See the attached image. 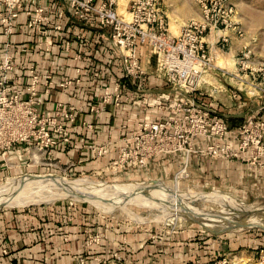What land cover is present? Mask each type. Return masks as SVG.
I'll return each instance as SVG.
<instances>
[{"label": "built area", "instance_id": "2783aa9c", "mask_svg": "<svg viewBox=\"0 0 264 264\" xmlns=\"http://www.w3.org/2000/svg\"><path fill=\"white\" fill-rule=\"evenodd\" d=\"M200 9V19L184 23L179 32L170 30L169 18L161 0H127L126 16L118 12V0H58L57 21L52 22L48 6L42 0H0V35L3 47L0 53V158L7 163L9 152L23 150L33 160H48L54 167L49 152L58 144L68 150L71 146V129L75 126L81 109L67 108L62 101H55L52 111L41 110L42 96L53 88L64 90L81 84V69H75V77L55 79L52 73L40 74L36 62L27 65L25 72H16L12 36L17 19L22 12L26 17L24 28L35 36L36 45L51 52L54 33L62 30L66 9L82 24L96 23L103 30L108 42L118 56L121 71L108 81L96 101L85 104L91 113H98L102 105L118 108L122 104L136 105L146 110L150 106L147 80V64L154 63L156 75L167 90L154 95V107L169 111L159 120H139L130 134L118 139V151L108 166L93 173H120L144 169L150 159L161 154L183 152L239 161L264 168V55L256 59L252 46L243 45L235 56V69L230 71L215 64L212 45L221 50L228 47L230 35L242 36V29L234 19V5L227 0H195ZM215 33L216 40L207 38ZM82 31L75 33L81 38ZM69 39L64 41L66 51ZM145 49V60L139 54ZM26 53V44L15 48ZM82 59L81 53L74 55ZM96 71V70H95ZM12 74V75H11ZM229 76L244 85V92L259 107L235 126L220 115L217 107H209L205 96L220 87L210 84V79ZM240 92L242 89L237 87ZM232 98L238 94L229 91ZM262 102V104H260ZM80 126L92 130L94 124L82 120ZM123 130L127 124L121 125ZM84 148L96 157H106L109 144L91 140ZM38 154V158L32 155ZM22 158V157H20ZM19 158V159H20ZM46 163V162H45ZM1 165V164H0ZM10 166H17L16 164ZM183 174V167L174 175ZM76 264H87L81 256H75Z\"/></svg>", "mask_w": 264, "mask_h": 264}, {"label": "rangeland", "instance_id": "374dc122", "mask_svg": "<svg viewBox=\"0 0 264 264\" xmlns=\"http://www.w3.org/2000/svg\"><path fill=\"white\" fill-rule=\"evenodd\" d=\"M227 1L234 5V19L243 31L237 38L242 39L243 45H251L255 58L260 59L264 55V0ZM126 2L118 0V12L125 16ZM161 2L169 23L176 21L173 23L176 26L169 25L174 34L187 21L200 19L195 0ZM235 56L225 49L219 50L215 53V64L234 71ZM210 84L225 93L232 90L238 94L229 108L232 113H244L242 117L257 113H254L259 107L257 100L244 92L240 82L224 76L210 79ZM237 101L245 104L238 106ZM32 155L38 158L35 151ZM21 156L8 160V166L0 158V188L14 178L58 175L75 188L90 189L97 195L93 200L90 197L72 200L58 196L52 185L40 184L34 189L38 193L34 203L0 206V213L56 204L76 208L77 215L79 211L88 215L83 251L75 255L86 262L264 264V188L248 185L244 191L222 189L213 183L196 181L198 175L189 177L187 170L186 178L180 181L181 173L174 180L167 171L160 178L151 169L148 174H136L141 168L123 174L73 172L68 167L64 171V166L56 169L47 164L48 160L35 161L26 152ZM13 164L17 166H10ZM127 171L131 174H124ZM246 216L256 219L242 225Z\"/></svg>", "mask_w": 264, "mask_h": 264}, {"label": "crops", "instance_id": "0c3cea01", "mask_svg": "<svg viewBox=\"0 0 264 264\" xmlns=\"http://www.w3.org/2000/svg\"><path fill=\"white\" fill-rule=\"evenodd\" d=\"M42 2L51 10L52 22L57 21L55 15L59 5L58 0H42ZM25 20L26 17L21 12L12 36L14 59L18 64L16 72H25L31 62L37 63L40 74L49 72L55 79L73 78L75 69L78 67L81 69L82 81L79 87L72 86L64 90L53 88L49 95L41 98V110L46 113L52 111L57 100L65 103L67 108L81 109L75 126L70 130V148L65 150L63 145L58 144L49 152L56 162L54 166L56 169L64 166V171L68 167L73 172L81 173L101 170L115 158L120 136L130 134L137 121L159 120L169 114V111L157 110L154 107V95L167 90L164 81L155 73L154 63L146 65L149 71L147 87L150 102L146 110L136 105L122 104L118 108L102 105L98 113L89 112L84 107L85 104L96 101L103 86L121 71L120 60L111 48L106 35L103 34V30L96 23L78 22L66 9L62 30L54 33L49 29L53 48L48 53L42 46L39 48L35 43V36L25 30ZM78 30L82 31L81 38H75ZM67 39L71 42L68 51L63 47ZM207 40L213 43L216 40L215 33ZM2 42L3 37L0 35V53ZM242 42V39L231 34L228 47L223 49L231 55L237 54L243 47ZM21 44L28 46L26 53H20L15 49ZM212 47L214 53L221 50L216 44ZM76 53H81L82 59H76L74 57ZM139 54L145 60V49L140 48ZM208 94L204 98L205 103L209 107H217L221 117L229 123H239L247 117H242L244 113L236 115L229 109L234 105L233 100H237L238 97L232 98L229 92L225 93L218 89ZM236 103L238 106L245 104L241 101ZM258 115L264 116V109L260 110ZM82 120L94 124L93 129L82 128L80 126ZM123 123L127 124L125 130L121 128ZM91 140L98 144H109V153L106 157L98 158L92 151L84 148V145ZM23 153V150L17 152L13 149L9 152L8 158L19 159ZM183 167L189 171V177L192 174L198 175L196 181L213 183L222 189L244 191L243 188L248 185L264 188V168L196 153L188 156L183 152L161 154L150 159L146 168L135 173L148 174L152 170L151 172H155L160 178L163 171H167L168 176L172 173L174 177ZM124 174L131 173L127 171ZM76 213V208L61 204L0 213V264H76L75 255L83 251V237L88 224V215H83L81 211L79 215Z\"/></svg>", "mask_w": 264, "mask_h": 264}, {"label": "bare ground", "instance_id": "6f19581e", "mask_svg": "<svg viewBox=\"0 0 264 264\" xmlns=\"http://www.w3.org/2000/svg\"><path fill=\"white\" fill-rule=\"evenodd\" d=\"M174 22L176 21L173 20L171 23H169V25L171 24L172 26H176L175 24L173 25ZM40 184H50L58 196L68 198L70 197L72 200H80L82 197H90V199L93 200L95 199L94 196L97 195L92 194L93 192H91L90 189L79 190L75 188L73 185L69 184L58 175H46L43 177H34L30 179L14 178L12 181L6 183L2 188H0V206L34 203L38 196V193L36 194L34 189ZM92 195L93 197H91ZM255 219L256 218L246 216L243 218L242 225H246Z\"/></svg>", "mask_w": 264, "mask_h": 264}, {"label": "trees", "instance_id": "16d2710c", "mask_svg": "<svg viewBox=\"0 0 264 264\" xmlns=\"http://www.w3.org/2000/svg\"><path fill=\"white\" fill-rule=\"evenodd\" d=\"M228 123H229V122H228ZM236 123H237V122H236ZM236 123L234 124V122H232V123H229V124H230L231 126H235V125L238 124V123H237V124H236ZM87 264H99V263H96V262H94V261H93V263H92V262L90 263V261H87Z\"/></svg>", "mask_w": 264, "mask_h": 264}]
</instances>
